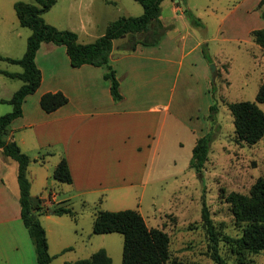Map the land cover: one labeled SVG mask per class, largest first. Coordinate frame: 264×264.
<instances>
[{
	"label": "rangeland",
	"instance_id": "rangeland-1",
	"mask_svg": "<svg viewBox=\"0 0 264 264\" xmlns=\"http://www.w3.org/2000/svg\"><path fill=\"white\" fill-rule=\"evenodd\" d=\"M16 1L35 3V0H0V55L21 58L31 30L19 24L14 9ZM259 3L260 0L161 3L160 18L168 27L164 34L168 35L167 41L180 42L186 36L188 46L194 49L184 59L171 94V126L155 140L157 152L146 165L145 187L139 183L122 205L111 204L108 197L100 208L136 209L148 226L164 230L170 239L166 264H216L210 256L209 239L201 219L203 201L218 233V251L225 260L229 264H264V250L246 252L241 257L225 240V236L238 237L242 233V224L235 220L227 196L231 192L248 194L254 182L264 177V135L253 144L238 140L228 107L235 101H255L264 79V48L251 35L253 29L264 27L260 15L264 3L262 6ZM186 8L201 24L190 20L184 13ZM142 12L143 7L136 0H56L42 17L59 29L75 31L79 41L91 42L119 16H138ZM174 26L178 31L173 30ZM116 41L121 43L123 39ZM198 41L201 45H197ZM189 66L192 69L186 74ZM0 70L20 72L22 67L0 59ZM21 84V79L0 72V115L12 110L10 103L1 100L11 98ZM211 104L217 106L212 117ZM258 105L264 111V104ZM207 132L214 133V137L200 177L189 164L195 134ZM27 134L31 140V133ZM47 171L46 168L38 171V179L45 177ZM71 206L78 212V221L67 217L62 224L49 229V252L53 256L50 264L89 257L100 248L106 249L113 264H122V234L93 233L94 209L78 201Z\"/></svg>",
	"mask_w": 264,
	"mask_h": 264
},
{
	"label": "crops",
	"instance_id": "crops-1",
	"mask_svg": "<svg viewBox=\"0 0 264 264\" xmlns=\"http://www.w3.org/2000/svg\"><path fill=\"white\" fill-rule=\"evenodd\" d=\"M173 30L178 31V27ZM167 38L166 34L155 45L139 44L131 52L120 50V43L114 41L109 65L119 80L122 98L118 101L113 99L110 82L104 77L105 65L74 67L64 45L41 42L35 56L41 83L23 100L22 115L11 122L8 136L31 158L27 177L34 200L40 199L47 207L59 203L72 209L71 204L78 201L94 209L93 224L95 213L108 197L111 204L122 205L139 183L145 187L146 165L157 152L155 140L171 126V94L184 59L194 49L188 46L186 36L172 43ZM189 69L192 67L185 69L186 74ZM55 91L65 93L68 102L46 112L40 106L41 95ZM199 136L195 134L193 142ZM62 157L67 159L71 183L53 177ZM43 168L49 171L38 179L37 173ZM17 171V161L3 156L0 149V264H37L20 215ZM75 212V217L41 214L46 235L64 218L78 221Z\"/></svg>",
	"mask_w": 264,
	"mask_h": 264
},
{
	"label": "trees",
	"instance_id": "trees-1",
	"mask_svg": "<svg viewBox=\"0 0 264 264\" xmlns=\"http://www.w3.org/2000/svg\"><path fill=\"white\" fill-rule=\"evenodd\" d=\"M143 7L138 16H119L111 21L105 31L91 42H81L78 34L69 29H59L45 22L42 14L47 12L56 0H35V3L16 1L14 9L21 26L28 27L31 34L27 38L25 53L21 58L0 55L12 64H19L22 71L0 70L1 73L22 80L21 86L14 91L11 98L1 100L8 102L12 110L0 115V149L5 157L17 161V179L19 183L20 215L33 243L37 264H50L52 255L46 230L40 221V215L51 212L55 215L68 214L76 216V212L62 204L52 207L44 206L40 199L34 200L30 195V181L27 177L30 156L23 152L16 140L9 138L11 122L22 115V103L28 94L37 90L41 83V71L35 62L36 52L41 42H53L66 47L71 65L79 67L83 64L105 65L104 77L110 82V91L114 100L122 98L119 80L114 69L109 65V56L114 41L123 39L119 49L134 51L139 44L155 45L165 34L168 27L161 20V3L163 0H136ZM264 0H260L262 6ZM180 4V3H179ZM184 13L193 23L201 24L189 9ZM264 18V9L261 11ZM253 40L264 48V27L251 31ZM68 102L62 91L46 92L41 95L40 106L46 112H52ZM264 104V79L259 86L255 101L242 100L228 104L234 117L235 132L240 141L256 143L264 135V111L258 105ZM210 117L217 111V106H209ZM214 133L207 132L199 136L192 149L189 166L202 177L205 162L208 159ZM53 177L64 183L72 182V174L65 157H62L53 170ZM235 220L242 224V233L238 237L225 236V240L239 256L246 252L258 253L264 250V177H259L251 186L248 194L231 192L227 196ZM201 219L208 239L210 256L216 264H229L218 251V233L210 215L206 202H202ZM92 232L95 234L118 232L123 236L122 264H166L170 257L169 236L157 227L148 226L144 216L136 209L98 210L95 213ZM70 248V247H69ZM64 264H113L105 248H100L89 257L66 261Z\"/></svg>",
	"mask_w": 264,
	"mask_h": 264
},
{
	"label": "water",
	"instance_id": "water-1",
	"mask_svg": "<svg viewBox=\"0 0 264 264\" xmlns=\"http://www.w3.org/2000/svg\"><path fill=\"white\" fill-rule=\"evenodd\" d=\"M176 1H178L179 3H183V0H176ZM212 71H215V66L213 67V70Z\"/></svg>",
	"mask_w": 264,
	"mask_h": 264
}]
</instances>
